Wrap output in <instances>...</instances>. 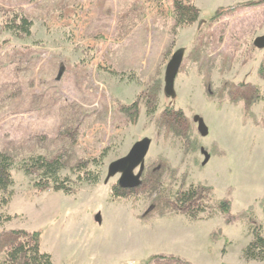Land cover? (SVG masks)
Segmentation results:
<instances>
[{
  "label": "rangeland",
  "instance_id": "374dc122",
  "mask_svg": "<svg viewBox=\"0 0 264 264\" xmlns=\"http://www.w3.org/2000/svg\"><path fill=\"white\" fill-rule=\"evenodd\" d=\"M181 1L199 20L175 28L173 0H0V151L14 162L4 236L42 231L55 264H264L243 252L264 226V49L254 45L264 0ZM20 15L28 35L7 30ZM182 48L170 98L165 70ZM143 138L142 182L113 201L119 175L106 180L108 167ZM31 157L57 160L72 193L36 191L40 169L21 167ZM198 185L212 190L175 201ZM219 199L235 222L224 223Z\"/></svg>",
  "mask_w": 264,
  "mask_h": 264
},
{
  "label": "trees",
  "instance_id": "16d2710c",
  "mask_svg": "<svg viewBox=\"0 0 264 264\" xmlns=\"http://www.w3.org/2000/svg\"><path fill=\"white\" fill-rule=\"evenodd\" d=\"M174 2V25L175 28H181L183 26L191 25L199 20V9L190 1L182 2L181 0H173ZM232 9V8H231ZM221 12V11H220ZM220 12L213 14L211 19L216 18ZM17 25L10 23L7 26V30L17 35L21 32L25 34H30L32 22L28 20L24 15H20L15 20ZM135 107L136 103L130 107ZM129 107H122V109L127 110ZM155 108V106H154ZM153 110V109H152ZM14 167V162L11 156L0 151V212L7 209L9 206L12 196H13V177L12 168ZM25 172L30 173L31 169L37 167L40 169V178L42 179L41 184L35 183V190H50L53 188L56 191H63L65 194L72 193L70 187H67L61 182L60 168L61 165L58 161H48L42 157H31L28 161L24 162L21 166ZM92 183L98 181V177L95 176L90 179ZM52 182V186L49 184ZM212 190V187L206 188L205 186H191L190 188L178 191L175 195V201L180 204H192L194 203L195 197H198L200 190ZM123 188L115 185L113 189L112 199L113 201H123L126 200V195L123 193ZM115 196V197H114ZM117 196V197H116ZM217 208L225 217V224L235 222L237 220V214H233L231 211V201L229 199H219L217 203ZM261 209L264 215V202H261ZM196 210L188 211V218L191 220L196 219ZM248 213H252L253 208L250 207L246 210ZM11 215L8 214L5 220H10ZM5 233L0 231V264H55L53 255L44 251L41 247V234L42 231H29L25 229H13L10 232ZM218 234H222V229L210 234L209 240L216 242L218 240ZM246 256L251 258L261 257L264 258V226L262 224L258 225L253 231L252 240L243 249ZM158 257L162 259H169L173 264H190L189 262L181 259L178 256H162ZM148 258L146 261L148 262Z\"/></svg>",
  "mask_w": 264,
  "mask_h": 264
},
{
  "label": "water",
  "instance_id": "95a60500",
  "mask_svg": "<svg viewBox=\"0 0 264 264\" xmlns=\"http://www.w3.org/2000/svg\"><path fill=\"white\" fill-rule=\"evenodd\" d=\"M254 45L259 49H264V35L254 40ZM185 49L177 50L169 60L164 76V93L167 97H175V80L183 61ZM198 123V131L201 136L208 134V128L201 117H195ZM151 145L150 138H143L137 141L130 151L122 158L112 162L108 167L106 180L119 175L118 185L123 189L136 188L141 184V176L145 167V158ZM207 160V158H206ZM98 221H100L98 219Z\"/></svg>",
  "mask_w": 264,
  "mask_h": 264
},
{
  "label": "crops",
  "instance_id": "0c3cea01",
  "mask_svg": "<svg viewBox=\"0 0 264 264\" xmlns=\"http://www.w3.org/2000/svg\"><path fill=\"white\" fill-rule=\"evenodd\" d=\"M53 258H54V257H53ZM54 261H55V259H54ZM127 262H128V260L125 259V260H118L117 262L111 261V262L108 263V264H126ZM55 263H56V261H55ZM80 264H82V263H80Z\"/></svg>",
  "mask_w": 264,
  "mask_h": 264
},
{
  "label": "flooded vegetation",
  "instance_id": "af4514ba",
  "mask_svg": "<svg viewBox=\"0 0 264 264\" xmlns=\"http://www.w3.org/2000/svg\"><path fill=\"white\" fill-rule=\"evenodd\" d=\"M144 172V171H143ZM142 175H143V173H142Z\"/></svg>",
  "mask_w": 264,
  "mask_h": 264
},
{
  "label": "built area",
  "instance_id": "2783aa9c",
  "mask_svg": "<svg viewBox=\"0 0 264 264\" xmlns=\"http://www.w3.org/2000/svg\"><path fill=\"white\" fill-rule=\"evenodd\" d=\"M129 264H131V263H129Z\"/></svg>",
  "mask_w": 264,
  "mask_h": 264
}]
</instances>
